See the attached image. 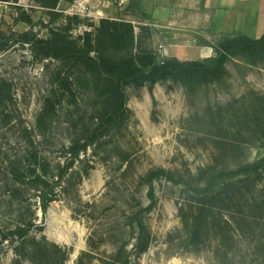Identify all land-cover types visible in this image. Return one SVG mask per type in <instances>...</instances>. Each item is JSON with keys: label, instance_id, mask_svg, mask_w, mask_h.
I'll list each match as a JSON object with an SVG mask.
<instances>
[{"label": "rangeland", "instance_id": "obj_1", "mask_svg": "<svg viewBox=\"0 0 264 264\" xmlns=\"http://www.w3.org/2000/svg\"><path fill=\"white\" fill-rule=\"evenodd\" d=\"M135 4L150 14L149 7L140 6L137 0H60L53 12L60 15V21L77 18L70 31L73 36L91 30L89 26L101 19L121 18L135 27L140 22L149 24L152 36L145 42L158 58H171L173 53L165 47L172 51L173 46L183 52L182 59L195 60L199 56L192 52L201 39L214 43L224 35L210 32L207 22L197 26L144 19ZM42 6L41 0L0 1V33L5 35L0 40V88L9 86L11 100L5 114L0 113V161L6 148L13 146L9 136L19 121L36 130V116L50 94L45 67L51 73L56 64L40 59L26 46L6 42V37L29 28L45 38L41 23L47 24L52 16L51 10ZM22 12L30 18L29 25L15 21ZM125 94L126 121L115 136L117 146L111 157H91L88 151L84 159L93 168L80 185L69 197L59 195L43 219L37 214L44 239L66 250L64 264H75L80 253L87 251L92 255L89 264H98L99 259L113 255L119 242L131 240L129 229L123 227L124 216L132 197L144 199L145 188L138 183L147 172L164 169L185 176L187 171L194 174L215 160L233 165L251 162L263 153L258 144L259 128L264 127V61L248 65L230 59L222 79L207 86L186 88L168 80L151 87L129 86ZM6 115L13 117L7 124ZM65 120L64 111H59L57 123L43 144L49 160H57V148L67 142ZM242 190L240 208L232 207L230 213L215 210L210 222L215 229L221 225L219 218L230 220L231 216L236 223L230 221L227 233L209 231L205 243L193 248L185 242L178 215L186 197L177 187L156 181V205L146 219L150 244L145 253L132 257L130 264H264V172ZM2 192L0 189V205ZM12 259L4 243L0 264H12Z\"/></svg>", "mask_w": 264, "mask_h": 264}, {"label": "trees", "instance_id": "obj_2", "mask_svg": "<svg viewBox=\"0 0 264 264\" xmlns=\"http://www.w3.org/2000/svg\"><path fill=\"white\" fill-rule=\"evenodd\" d=\"M0 1L15 3L16 0ZM59 1L41 0L42 7L51 10L52 16L47 24L41 23L46 29L45 38L37 37L30 28L6 37V42L26 46L40 59L56 64L51 73L45 67L50 94L44 98L36 116V130L25 128L19 121L9 137L11 145L20 147L15 149L6 144V154L0 161L3 190L0 247L5 243L13 256L12 264L65 263L66 250L44 239L43 227L36 223L37 214L43 219L59 195L69 197L80 185L93 168L84 159L88 151L91 157H111L117 146L115 136L126 121V87H151L168 80L186 88L207 86L222 79L230 59L248 65L264 61V33L258 38L224 34L214 43L201 39L199 45L212 49L213 56L185 61L158 58L145 42L151 38L152 30L144 22L135 27L121 18L101 19L97 25L89 26L91 30L73 36L70 31L78 20L76 17L57 20L60 15L53 10ZM135 5L144 19H151ZM29 19L22 12L15 21L29 25ZM4 38L0 33V40ZM10 101L6 85L3 90L0 88L1 114H5ZM59 111H64L66 116L63 123L68 131L67 142L57 148V160H49L43 144L57 123ZM5 118L6 124L13 120L9 115ZM259 131L258 147L263 153L251 162L229 165L215 160L194 174L187 171L181 176L178 172L155 169L140 177L138 185L145 188L144 199L131 198L123 225L129 229L133 243L119 242L113 255L99 259L98 264H130L132 257L138 258L147 251L151 236L146 219L156 205L154 183L160 180L177 187L186 197L178 207V215L187 244L198 248L205 243L209 231L227 233L231 216L230 220L219 218L218 229L211 228L210 222L215 210L225 209L230 213L232 207L240 208L238 200L244 195L243 187H249L264 172V127ZM91 259L88 251L81 252L75 264H89Z\"/></svg>", "mask_w": 264, "mask_h": 264}, {"label": "crops", "instance_id": "obj_3", "mask_svg": "<svg viewBox=\"0 0 264 264\" xmlns=\"http://www.w3.org/2000/svg\"><path fill=\"white\" fill-rule=\"evenodd\" d=\"M140 6L149 7L148 14L155 22L195 24L209 23L210 32L216 34H240L258 38L264 33V0H137ZM262 23V24H261ZM219 25V26H218ZM261 25V26H259ZM196 27V26H192ZM171 47V46H168ZM172 57L181 60L183 52L172 46L165 47ZM165 50V49H163ZM166 55V53H164ZM186 54V53H185ZM188 55V54H186ZM192 55L195 60L213 56L209 47L199 46ZM189 59H182L185 61ZM193 60V59H191Z\"/></svg>", "mask_w": 264, "mask_h": 264}]
</instances>
